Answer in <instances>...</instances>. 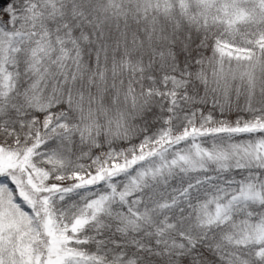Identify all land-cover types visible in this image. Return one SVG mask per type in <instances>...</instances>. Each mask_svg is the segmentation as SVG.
Masks as SVG:
<instances>
[{"label": "snow or ice", "instance_id": "obj_1", "mask_svg": "<svg viewBox=\"0 0 264 264\" xmlns=\"http://www.w3.org/2000/svg\"><path fill=\"white\" fill-rule=\"evenodd\" d=\"M0 264H264V0H0Z\"/></svg>", "mask_w": 264, "mask_h": 264}]
</instances>
